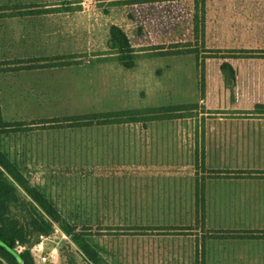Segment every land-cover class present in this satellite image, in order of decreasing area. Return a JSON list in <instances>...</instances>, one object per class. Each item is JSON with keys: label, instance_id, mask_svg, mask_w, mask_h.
Instances as JSON below:
<instances>
[{"label": "rangeland", "instance_id": "rangeland-1", "mask_svg": "<svg viewBox=\"0 0 264 264\" xmlns=\"http://www.w3.org/2000/svg\"><path fill=\"white\" fill-rule=\"evenodd\" d=\"M117 3L0 0V60L72 54L81 64L0 71L2 119L13 123L0 135V147L77 231L91 234L107 251L108 264H239L218 259L212 247L202 245L206 231L192 221L191 201L194 172L202 168L186 157L193 143L181 139L186 137L182 132L196 135L207 116L251 118V110H264V1L208 2V51L199 48L197 63L193 54L150 56V48L161 41L192 36L189 0ZM113 24L126 28L139 49L133 69L111 60ZM139 24L144 27L141 36ZM224 62L236 71L232 91L223 81ZM200 86L205 98L199 107L209 114L193 111L192 119L180 126L173 124L178 121L167 122L173 124L177 141H158V135H171L158 133V122L131 123L143 128L123 134L107 132L112 129H54L58 123L47 121L195 103L203 98ZM117 136L141 139L109 140ZM130 220L138 226L131 227ZM135 232L139 234L131 235ZM67 244L74 248L69 235L61 233L47 242V249L59 246L58 264Z\"/></svg>", "mask_w": 264, "mask_h": 264}, {"label": "trees", "instance_id": "trees-1", "mask_svg": "<svg viewBox=\"0 0 264 264\" xmlns=\"http://www.w3.org/2000/svg\"><path fill=\"white\" fill-rule=\"evenodd\" d=\"M180 1L118 0L116 5L127 6L132 3L154 5ZM189 1L193 5L192 9L187 10L189 15L188 23L192 25V36L179 42H172L171 40L161 41L157 46L150 48L152 50L150 56L193 54L197 63L200 54L199 48H204V52L208 51L205 47L208 2L226 0ZM132 17L131 19H133ZM136 27L137 35H143V25L139 24ZM192 38H195V43ZM109 42L113 57L111 60L118 62L124 68H133L139 58V49L134 46L128 30L122 25H111ZM218 49L214 50L218 51ZM74 59L75 56L72 54H66L34 57L32 59L0 60V65H2L0 71L60 67L80 63L79 60ZM30 62H33V64H28ZM11 64L13 65L10 66ZM221 68V71L224 72L226 84L231 86L236 78L234 67L232 64L224 62L221 64ZM200 90H203L201 86ZM201 94L203 95L202 91ZM197 108H199L197 102L159 107H140L123 111L92 112L85 115L58 117L48 120V122H58L60 126L146 124L154 121L181 118L184 111H192ZM11 125H13L12 122H6L2 119L0 105V135ZM130 223L131 227L138 226L137 222L131 221ZM55 225L66 235H69L74 245V248L70 244L62 247L60 264H108L104 256L107 251L99 246L91 234L77 231L73 224L63 217V214L53 202L30 183L17 164L0 147V264H35L29 248L39 234H51ZM135 234L139 233L135 232L131 235ZM17 245H24L26 248L18 252L15 249Z\"/></svg>", "mask_w": 264, "mask_h": 264}, {"label": "crops", "instance_id": "crops-1", "mask_svg": "<svg viewBox=\"0 0 264 264\" xmlns=\"http://www.w3.org/2000/svg\"><path fill=\"white\" fill-rule=\"evenodd\" d=\"M78 65L81 64L67 66ZM100 65L112 67L114 64H95V66ZM118 66L122 69H133L136 64L133 68H124L121 64ZM236 78L231 86L227 85L223 78L228 90L232 91L236 85ZM201 91L203 98H199L197 102L199 105L205 98L204 89ZM193 111H197L199 115L209 114L199 107L181 118L154 121L158 122V133L171 134L170 137L169 135H158V141L160 139L176 140L177 137H173L171 125L180 126L181 121L189 122L194 116ZM251 113L255 116L251 118H210L207 116L203 118L201 130H198L196 135L191 134V131L182 132L186 137L181 140L185 144L193 143L192 149H186L188 150L186 157L193 159L191 164L201 165L202 168L194 172V187L191 196L192 221L196 222L198 230L205 229L206 231L203 234L202 245L212 247L211 253L219 256L220 260L241 262L239 264H264V110L255 109L251 110ZM175 121L178 123H173ZM167 122L173 124H167ZM129 125L131 123L88 126L58 125L54 126V129H112L107 132L124 134L131 132L129 130L132 128H143ZM139 139L141 137L138 136L109 138L110 141L118 142ZM194 145L200 147V153L197 147L194 150ZM214 170L217 173H213Z\"/></svg>", "mask_w": 264, "mask_h": 264}, {"label": "built area", "instance_id": "built-area-1", "mask_svg": "<svg viewBox=\"0 0 264 264\" xmlns=\"http://www.w3.org/2000/svg\"><path fill=\"white\" fill-rule=\"evenodd\" d=\"M61 233L63 237L67 238L60 228L54 227L51 234H39L34 243L29 248L35 264H58L59 263V246L47 249V242L52 239L54 234ZM26 246L17 245L15 249L20 252Z\"/></svg>", "mask_w": 264, "mask_h": 264}]
</instances>
